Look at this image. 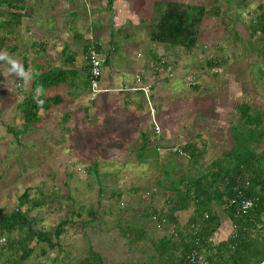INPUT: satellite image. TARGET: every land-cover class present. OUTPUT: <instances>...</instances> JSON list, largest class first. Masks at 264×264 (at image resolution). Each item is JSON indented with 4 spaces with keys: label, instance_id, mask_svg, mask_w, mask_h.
Here are the masks:
<instances>
[{
    "label": "rangeland",
    "instance_id": "rangeland-1",
    "mask_svg": "<svg viewBox=\"0 0 264 264\" xmlns=\"http://www.w3.org/2000/svg\"><path fill=\"white\" fill-rule=\"evenodd\" d=\"M169 1L186 3L189 7L201 6L208 11L218 5L217 8L223 9L224 14L213 21L212 26L207 19L209 16L202 20L194 46L196 51L188 58L193 64L191 68L197 70L196 67L200 65L207 77L199 79L194 73L188 76L178 74L177 58L184 53L183 50L166 46L155 48L154 43L131 46L128 53L123 54L126 64H115L119 76L132 82L136 66L151 49L156 52L157 61L149 56L145 64L154 65L150 77L144 81H150V109L146 104L142 106L138 98L133 107L126 105L123 100L127 98L114 96L112 91L91 95L90 90L84 89V79L78 82L77 89L68 88V85L45 86L44 96L58 95L63 102L47 111L40 110L39 120L34 127L20 134L15 141L8 129H20L17 106L31 89L33 79L27 87L18 86L22 81L15 75L7 74L8 66L0 62V210L6 214L15 209L18 197L27 191L30 200L40 203L30 210L26 209L27 205L21 209L33 219L34 229L51 230L61 220L70 221L54 249H48L42 243H31L32 253L24 262L18 261L20 252L7 250L3 252L0 264H78L88 246L104 257L105 264H138L148 250L141 251L138 246L128 248L118 234L117 224L127 221L134 226L142 225L147 233L146 239L150 240H157L163 235L162 225L156 227L158 222L151 216L147 205L156 209L163 207L165 194L156 187L155 181L162 180L161 172L169 160L173 161V165L167 171L173 178L186 174L188 170L193 171L188 163L189 158L177 153L184 141H179V137L186 134L188 138L184 139L192 141L195 146L202 135L219 138L220 145L214 159L231 147L230 128L237 122L238 113L232 110L231 118L225 117L222 127L201 129L195 117L199 113L196 109L199 101L194 92L213 80L208 77L211 66L206 65L212 57L223 59L230 53L232 59L236 60L256 55V59L264 65L263 43L258 44L255 40L256 46L227 44L234 43L228 34L234 27L236 10H244L242 21L247 28L243 38L246 40L249 23L264 15V0H222V5L216 0H166L165 3ZM146 5L150 6L147 2ZM153 8L151 5L152 12ZM161 9L159 7L157 13ZM228 24L231 25L230 30L227 29ZM27 42H6L1 51L18 60L26 72L33 70L32 43L30 40ZM202 43H207V46L201 47ZM254 49L255 53L252 52ZM197 60L201 63L197 64ZM255 65L247 64L250 80L257 75ZM166 67L170 68V76L165 72ZM160 68L162 71H159ZM109 71H113L111 61L99 67V88L100 79ZM261 71L264 74V66H261ZM252 81L254 88L250 86L245 91H254L255 101L246 102L259 109L264 126V83ZM75 90L78 93L74 96L71 92ZM242 98L237 103H243ZM182 105H187L189 111L183 118L179 114ZM153 122L158 127V137L155 136ZM143 139L148 142V150L144 160L139 162L136 153ZM154 146L159 147L156 157L149 153ZM261 149H264V137L258 147V150ZM209 161L204 160L202 164ZM92 163H96V175L92 173ZM91 209L96 213L93 221H89L87 215ZM143 209H146L147 217ZM214 210L219 217L220 228L228 236L231 232L229 222L219 208L215 207ZM188 216L189 212H180L178 224L182 226ZM167 232L171 233L172 227ZM17 235V232H12L10 236ZM216 237L212 235L211 241L215 242ZM52 242L56 240L52 238ZM140 244L145 248L148 246L145 242ZM6 246L1 237L0 250ZM41 250L44 251L43 255Z\"/></svg>",
    "mask_w": 264,
    "mask_h": 264
},
{
    "label": "trees",
    "instance_id": "trees-1",
    "mask_svg": "<svg viewBox=\"0 0 264 264\" xmlns=\"http://www.w3.org/2000/svg\"><path fill=\"white\" fill-rule=\"evenodd\" d=\"M20 4L21 0H0V16L6 8L21 9ZM209 14L201 6L189 7L186 3L166 2L155 16L148 39L169 49L190 51L196 45L202 20ZM10 16L19 19L14 11ZM249 31L251 36L258 34L260 40H264L263 14L249 23ZM6 37L7 35L0 38V52L5 48V39H9ZM95 50L98 51L97 47ZM86 70L84 80L88 84V65ZM66 75V71H59L55 77L43 73L39 79L36 77L31 82V89L17 106L21 127L16 131L8 129L15 141L20 134L34 127L39 120L40 110L47 111L63 102L58 95L40 96L36 94V90L57 83H67ZM36 97L44 101L42 107L38 106ZM237 111L239 118L230 128L231 147L213 160L206 171L198 172L194 169L201 156L195 144H184L179 152L189 158L188 163L193 171L188 170L186 174L173 178L167 171L173 165V161L169 160L161 172L162 180L155 181L156 187L165 194L163 207L156 209L147 205V208L150 209L151 216L162 225L163 235L159 239H146L147 233L142 225L118 222V234L128 248L138 246L141 251L148 250V254L138 264H189L185 261V256L191 251L196 258L202 259L196 264H260L264 261V149L258 150L263 140L264 128L260 114H250L249 106L240 105ZM147 146L148 142L143 139L136 153L139 162L144 160ZM156 149L157 146H154L149 150L152 157L157 156ZM92 173L96 175V163H92ZM245 183L247 185L243 189V195L252 199L254 204L245 214H238L236 204H230L229 200L235 199L236 189ZM147 194L149 196L151 193ZM39 204L30 200L25 191L18 197L15 209L4 214L0 238H4L7 246L0 250V259L4 251L15 250L20 252L18 261L22 263L32 253L31 243H42L48 249L57 246L58 238L70 221L61 220L51 230L34 229L33 219L21 209L27 205L26 209L30 210ZM215 207L221 210L229 222L231 232L225 239L217 238L214 242L209 239L221 226ZM180 212H189L182 226L177 220ZM95 214L94 210H88L89 221L94 220ZM143 214L147 215L146 209H143ZM171 227L172 232L168 233ZM12 232H17L18 235L10 236ZM52 238L56 242L53 243ZM142 242L148 244L147 248L140 244ZM40 253L43 255L44 251L41 250ZM105 263L104 257L88 246L85 256L78 264Z\"/></svg>",
    "mask_w": 264,
    "mask_h": 264
},
{
    "label": "crops",
    "instance_id": "crops-1",
    "mask_svg": "<svg viewBox=\"0 0 264 264\" xmlns=\"http://www.w3.org/2000/svg\"><path fill=\"white\" fill-rule=\"evenodd\" d=\"M165 1L21 0V4L19 5L21 9H17L16 7L14 10H5L0 16V38L7 35L6 38L9 39H5V43H28L27 41L30 40V43H32V71L39 73L36 76L37 79L43 73H47L50 77H55L59 71H66L67 83H57V85L52 86L68 85V88L73 89H77L78 82L82 81L85 77L87 71L85 50L91 43L97 47L99 53L104 55V66L108 65V61H111L113 66L112 73L109 71L100 79L99 85L102 86L100 88L106 90L105 92L112 91L115 93L114 96L122 95L126 97L127 99L123 100L124 104L132 107L136 104L138 98L141 105L145 107L141 94L131 90L135 86L134 80L128 82L126 79H123V76H119L118 66L115 64H126L123 54H127L131 46L152 43L148 39L149 29L153 25V18L157 15V9L162 7ZM216 1L218 3L220 2L221 5L223 4L221 2L222 0ZM146 2L150 5L149 7H147ZM151 5L154 7L153 12L151 11ZM155 7L157 8L155 9ZM217 7L208 11L210 14L207 19L212 23L211 26L213 25V21H216L218 17H222L224 14L223 9L219 10ZM13 11L16 12V15L18 14L19 19L10 16ZM236 11L234 29H231V25L229 24L227 28L229 30L231 29L228 36L232 37L234 43L227 44L231 46H256L257 43L264 44V40H260L257 36L258 34L251 36L250 31L246 36V40H244L245 28H247L243 25L242 21L244 10H241V12ZM255 40L257 43H255ZM126 43L129 44L127 45ZM130 43L135 45H130ZM206 44H203L201 47L205 48L207 46ZM154 46L155 48L163 47L160 44H154ZM194 51H196L195 48L190 51H183L184 53L177 58L176 70L178 74L188 76L194 73L196 78L202 79L207 77L205 69L201 70L200 65L196 67L197 70L192 69L191 66L193 64L188 59L189 55ZM252 52L255 53V49ZM149 56L153 61H157L154 50L151 49L146 58ZM146 58L136 66L133 76V79H135V76H139L142 83H144L146 78L150 77L151 67L154 66L152 63L145 66L148 62ZM199 63L201 62L197 60V64ZM250 63L256 64L254 69L257 75L251 77L252 80L262 81L264 83V74L261 71V66L264 65L256 59V55L234 60L230 53H227L223 59L212 57L209 62H206V65L211 66V73L208 77H211L213 80H209L206 86L203 85L200 91L194 92V96H197L196 99L199 101L196 104V109L199 113L197 112L198 114L195 117L201 129L206 127H222L224 118H231L230 114L232 110L238 113L237 108L240 105L249 106L246 100L252 101L253 99L255 101L254 91L252 93L245 91V88L250 86L254 88L253 81L248 78L249 68L247 64ZM216 74H218L217 77ZM146 84L150 85V81ZM84 87L85 90H89V85L85 84V82ZM76 93H78L76 90L71 92L74 96ZM36 94L39 95L37 92ZM241 98V102L243 103H237ZM205 100L206 102H204ZM249 107L250 114L254 115L258 113L261 116L259 109ZM188 112L187 105H182L179 108V114L182 118L186 117ZM221 117L222 119H220ZM262 127L264 128L263 121ZM179 138V141L184 140L181 143L182 145L193 144L192 141H186L184 139L188 138L186 134ZM219 145V138L214 139V137L210 138V136L208 138L205 135L201 136L196 144L197 152L201 155L198 159V166L194 167L196 171H206L209 164L215 160L214 155ZM223 152L224 150L220 154ZM208 159L210 161L203 165L202 162ZM213 236H217L216 238L218 239H225L227 237L226 234L224 235V229L222 227Z\"/></svg>",
    "mask_w": 264,
    "mask_h": 264
},
{
    "label": "built area",
    "instance_id": "built-area-1",
    "mask_svg": "<svg viewBox=\"0 0 264 264\" xmlns=\"http://www.w3.org/2000/svg\"><path fill=\"white\" fill-rule=\"evenodd\" d=\"M85 61L89 67V90L90 94H100L101 92H105L106 90H102L97 86V80L99 78V67L104 64L105 57L102 53H99L95 50V46L93 44H89L87 50L85 52ZM162 71V68L159 69ZM165 72L167 76H170V68L166 67ZM135 86L131 88L132 91L139 92L145 102V104L151 108L150 98H151V86L146 83H141V79L139 76H135L134 79ZM141 83L140 85H136ZM153 111V110H152ZM152 116V115H151ZM154 125V133L155 136L158 137V127L155 122ZM159 147H157L158 149ZM156 149V150H157ZM177 152H179L177 150ZM180 153V152H179ZM247 183L243 186L236 189V197L235 199L229 200L230 204H236V211L238 214H245L254 204L252 199L246 198L243 195V189L246 187ZM159 223L156 227H159ZM212 237V236H211ZM211 237L209 241H211ZM185 261L189 264H196L202 259L200 257L196 258L195 253L191 251L185 256Z\"/></svg>",
    "mask_w": 264,
    "mask_h": 264
},
{
    "label": "clouds",
    "instance_id": "clouds-1",
    "mask_svg": "<svg viewBox=\"0 0 264 264\" xmlns=\"http://www.w3.org/2000/svg\"><path fill=\"white\" fill-rule=\"evenodd\" d=\"M0 62H3L8 66L7 74L15 75L20 81H22V84L18 85L20 87H27L30 81L39 75V73L35 71L26 72L22 64L7 52H0ZM36 92L42 96L44 94L43 87L38 88ZM36 102L38 106L41 107L44 103V101L38 97H36Z\"/></svg>",
    "mask_w": 264,
    "mask_h": 264
},
{
    "label": "flooded vegetation",
    "instance_id": "flooded-vegetation-1",
    "mask_svg": "<svg viewBox=\"0 0 264 264\" xmlns=\"http://www.w3.org/2000/svg\"><path fill=\"white\" fill-rule=\"evenodd\" d=\"M2 212V211H1ZM2 214H3V217H4V213L2 212ZM3 217L0 219V225H2L3 224Z\"/></svg>",
    "mask_w": 264,
    "mask_h": 264
},
{
    "label": "water",
    "instance_id": "water-1",
    "mask_svg": "<svg viewBox=\"0 0 264 264\" xmlns=\"http://www.w3.org/2000/svg\"><path fill=\"white\" fill-rule=\"evenodd\" d=\"M3 217V214H2V212H1V210H0V219ZM260 264H264V261L263 262H261Z\"/></svg>",
    "mask_w": 264,
    "mask_h": 264
}]
</instances>
